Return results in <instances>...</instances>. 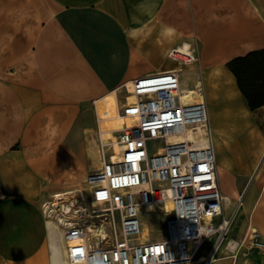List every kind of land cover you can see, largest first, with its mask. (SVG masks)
I'll use <instances>...</instances> for the list:
<instances>
[{
    "label": "crops",
    "instance_id": "obj_1",
    "mask_svg": "<svg viewBox=\"0 0 264 264\" xmlns=\"http://www.w3.org/2000/svg\"><path fill=\"white\" fill-rule=\"evenodd\" d=\"M257 11L248 0H0V264H55L38 202L82 188L100 166L99 103L113 93L119 106L133 80L176 68L167 53L184 42L198 55L188 71L203 86L219 189L241 203L242 226L210 264H264V250L237 248L251 226L264 243V106L250 111L225 67L264 48Z\"/></svg>",
    "mask_w": 264,
    "mask_h": 264
},
{
    "label": "built area",
    "instance_id": "obj_2",
    "mask_svg": "<svg viewBox=\"0 0 264 264\" xmlns=\"http://www.w3.org/2000/svg\"><path fill=\"white\" fill-rule=\"evenodd\" d=\"M167 58L177 67L123 88L118 112L130 126L109 134L98 130L100 166L85 177L86 198L78 189L75 208L71 203L63 214L70 216L59 222L67 264H210L226 239L234 213L223 214L226 198L201 87L184 88L180 78L183 67L198 63L197 51L184 42ZM126 94L135 100L128 103ZM149 142L159 148L151 151ZM142 209L164 216L161 239L146 236ZM245 241L247 251L264 250L254 228L237 248ZM204 246L207 255L201 257Z\"/></svg>",
    "mask_w": 264,
    "mask_h": 264
},
{
    "label": "rangeland",
    "instance_id": "obj_3",
    "mask_svg": "<svg viewBox=\"0 0 264 264\" xmlns=\"http://www.w3.org/2000/svg\"><path fill=\"white\" fill-rule=\"evenodd\" d=\"M248 2L251 3L252 5H254L255 8L258 9L257 12L259 13V15L262 18H264V0H248ZM165 63L167 66H175L176 65L175 63L171 62L169 59H167V61ZM180 78H181V81L184 85L183 86L184 88L191 89L193 87L195 74L192 72H189L186 67L182 68ZM201 94L204 97V90H203L202 85H201ZM123 95L124 94H121L120 103L122 102ZM218 108H219V105L218 106L214 105L212 108L216 112V115L220 112V110H218ZM208 126H209V124H208ZM250 130L251 131L253 130L252 125L250 126ZM229 140L232 141L231 139H229ZM148 147L151 151H154L156 148H159V144L157 142H149ZM93 161H95V158L93 159ZM97 163H98V160L92 166V169L97 167ZM78 189L70 191V192H72V194H70V195L62 196L61 200H56L55 195H52L50 197H43L38 202V205L41 208V211H42L43 215L45 216V218L48 221H51L56 226L58 225L57 230L61 234H62V228H61L59 222L60 221L63 222L64 220H66L68 218V216H70V215H63L64 212H66L63 209V207L64 208H70L71 207L70 204L73 203V206L75 208L74 198H76V196L78 194ZM81 189H82V194H83L84 198H86V194H87L86 186L83 184ZM73 196H75V197H73ZM239 202H240L239 200H237V201L234 200L230 203L226 202L225 214L231 215L234 213V217H233L234 219H232V223L230 225L226 239L230 235L231 232L238 231V229L242 226V224H241L242 223V215H241V210H240L241 208L238 205ZM82 205H84L83 201H82ZM234 206H236V207L233 210ZM139 218H140V221L142 222V224L144 226L143 231L146 234H148L146 236L149 239L155 240V239H161L162 238V233L164 231V221H165V218L163 215L159 214V216H158L156 211L147 212V211H144L142 209L139 211ZM250 228H253V226H251ZM145 229H147V230L145 231ZM226 239L224 242H226ZM245 243H246V241L243 243L242 250L245 249L244 248Z\"/></svg>",
    "mask_w": 264,
    "mask_h": 264
},
{
    "label": "trees",
    "instance_id": "obj_4",
    "mask_svg": "<svg viewBox=\"0 0 264 264\" xmlns=\"http://www.w3.org/2000/svg\"><path fill=\"white\" fill-rule=\"evenodd\" d=\"M225 67L233 75L248 109L264 106V48L232 58Z\"/></svg>",
    "mask_w": 264,
    "mask_h": 264
},
{
    "label": "bare ground",
    "instance_id": "obj_5",
    "mask_svg": "<svg viewBox=\"0 0 264 264\" xmlns=\"http://www.w3.org/2000/svg\"><path fill=\"white\" fill-rule=\"evenodd\" d=\"M198 86L200 87L199 83ZM126 90H130V86L128 88H126ZM126 101L128 103H131L135 100L134 96H132L131 94H126L125 95ZM202 100H203V96H202ZM204 102V100H203ZM96 110V109H95ZM119 106L118 103L115 99V94H110L108 97V101L106 102L104 107L100 106V103L98 105V117L102 118L100 124L101 128L100 131L104 132L106 134H109L110 130H115L120 128L121 124H126L127 126H130V122L127 119L121 118V116L119 115ZM104 124L107 125L108 127L105 128ZM103 126V128H102ZM115 150H117V148L115 147ZM81 189V188H79ZM62 195H56L55 198L56 200H61L62 197H60ZM227 202V200H226ZM63 209L66 211V213L68 212V208H64ZM48 221V220H47ZM48 225L49 228H51L50 230V243H51V254H52V259L54 260L55 264H67L66 260H65V253H64V244L62 241V235L61 233H59V231L57 230V226L55 224H53L51 221H48ZM147 230V229H146Z\"/></svg>",
    "mask_w": 264,
    "mask_h": 264
}]
</instances>
